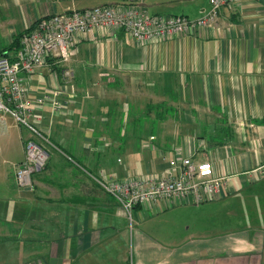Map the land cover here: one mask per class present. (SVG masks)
<instances>
[{
    "label": "crops",
    "instance_id": "crops-1",
    "mask_svg": "<svg viewBox=\"0 0 264 264\" xmlns=\"http://www.w3.org/2000/svg\"><path fill=\"white\" fill-rule=\"evenodd\" d=\"M105 2L0 0V51L12 54L13 38L43 15ZM144 4L150 13L197 18L209 0ZM64 65L75 73L74 103L63 116L43 107L34 120L57 149L28 187L16 186L14 168L33 135L10 115L0 123V155L10 156L0 160V264H128V249L133 264H264V0H240L213 27L147 45L121 29H93ZM62 67L52 59L37 69L31 96L60 86ZM179 155L210 161L226 175L225 188L201 206L158 207L212 209L239 223L236 230L174 244L175 232L164 245L146 232L155 218L138 217L136 206L129 223L94 179L100 171L117 180L166 173Z\"/></svg>",
    "mask_w": 264,
    "mask_h": 264
},
{
    "label": "built area",
    "instance_id": "built-area-1",
    "mask_svg": "<svg viewBox=\"0 0 264 264\" xmlns=\"http://www.w3.org/2000/svg\"><path fill=\"white\" fill-rule=\"evenodd\" d=\"M89 7L69 8L41 16L31 29L20 36L19 46L10 55L0 54V123L10 115L18 126L26 127L33 137L24 140V157L14 168L17 187L31 185L32 175L45 168L50 150L57 146L38 127L41 110L52 115L67 113L74 103L73 70L64 65L75 53L77 43L87 32L102 28L108 32L123 30L139 45L156 43L187 35L218 23L222 9L240 0H209V7L197 18L183 14L148 12L144 0H108ZM63 64L60 86L31 96L28 81L48 60ZM166 173H148L136 178L113 179L102 171L94 177L99 186L126 212L136 206L158 207L161 202L201 204L220 196L226 175L217 174L208 160L196 161L179 155L167 161ZM179 168L175 175L173 169ZM260 169V167H259Z\"/></svg>",
    "mask_w": 264,
    "mask_h": 264
},
{
    "label": "rangeland",
    "instance_id": "rangeland-1",
    "mask_svg": "<svg viewBox=\"0 0 264 264\" xmlns=\"http://www.w3.org/2000/svg\"><path fill=\"white\" fill-rule=\"evenodd\" d=\"M74 75H73V78H74ZM73 78L71 79V81L67 83L68 88L74 84ZM94 87H98V89H103L102 85H99V84H95ZM59 116H63V113H60ZM60 119L61 121H64L63 118H60ZM8 121H11V119L8 118ZM14 123L15 125H17L15 121ZM65 123L68 124L67 122ZM65 127H68V125H65ZM67 131H69V129L60 130L59 132L62 136L64 134L66 136L69 133ZM46 134H49V133H46ZM13 152L15 153L16 149H13ZM18 153L19 152L17 151V155ZM8 157L10 156H8L5 152H2L0 155V160L6 159ZM2 166H4L5 169L10 170V166H8V164L2 163ZM189 206L193 207L194 205L189 204ZM198 206H201V205H198ZM140 207H142V210H141V213L138 215V217L155 218V220L153 221V223L155 224L153 225L154 227L152 228V231L147 230L146 232L150 234L151 232L155 233V237H157L158 241L164 245L167 244L168 238L171 237V235H173L175 232L178 233V235L175 237L173 241L174 244L182 243L186 241L187 239L193 240L195 241V243H198L201 241L212 242L214 241V239H217L221 236H225L227 233L233 230H236L233 227L239 226V223H237L234 219L232 218L227 219L225 216L214 213L212 209H208V208H205L199 211L197 210L192 211V210L184 209V210H177V211L172 212L171 209L161 210L159 207H152V208L146 207V206H140ZM133 210L131 212V219H133L134 221L135 218L137 217H136L135 211ZM127 218L129 219L128 215H127ZM171 221H175L178 223L179 225L178 229H176L174 226L164 224V222H171ZM128 222L130 223V220ZM134 226H135V223H133L131 227H134ZM170 245L174 246L173 244H170ZM127 255H128V264H133L132 258L129 257L131 255L129 249H128ZM207 261L210 262V260H207Z\"/></svg>",
    "mask_w": 264,
    "mask_h": 264
},
{
    "label": "trees",
    "instance_id": "trees-1",
    "mask_svg": "<svg viewBox=\"0 0 264 264\" xmlns=\"http://www.w3.org/2000/svg\"><path fill=\"white\" fill-rule=\"evenodd\" d=\"M33 25H34V24H33ZM33 25H32V26H33ZM32 26L29 27L27 30L31 29ZM27 30H26V31H27ZM23 33H24V31L18 33V34L13 38L12 46H14L15 48H17V47L19 46L20 36H21ZM3 51H4V50H3ZM3 51H0V54L9 55L7 52L4 53ZM158 115L161 116V113H159ZM120 129H121V128H120ZM120 129H119V130H120Z\"/></svg>",
    "mask_w": 264,
    "mask_h": 264
}]
</instances>
